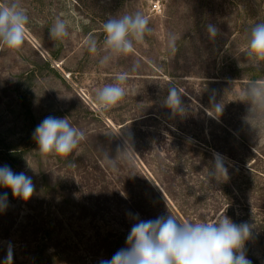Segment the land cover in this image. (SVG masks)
Masks as SVG:
<instances>
[{
  "label": "rangeland",
  "instance_id": "1",
  "mask_svg": "<svg viewBox=\"0 0 264 264\" xmlns=\"http://www.w3.org/2000/svg\"><path fill=\"white\" fill-rule=\"evenodd\" d=\"M21 3L30 17L25 43L19 51L0 48V167L31 176L35 190L24 201L0 187L8 198L0 212V264L9 254L11 264H101L126 247L136 214L141 220L175 216L158 190L171 192L169 205L181 222H212L223 212L236 224L247 222L246 257L264 264V185L255 178L246 192L245 172L251 166L264 171V125L253 121V129L246 120L249 105L236 100L254 76L264 80V64L251 66L245 54L247 33L264 22V0ZM135 11L149 19L152 33L129 56L100 67L85 39L95 36L102 46L109 16ZM57 16L69 24L64 42L49 38ZM208 23L220 30L214 41L207 38ZM169 33L178 37L175 52L167 46ZM120 73L128 74L125 98L99 109L96 90ZM169 84L180 87L185 116L164 106ZM213 95L224 104L218 117ZM48 116L68 117L85 134L67 157L37 150L32 134ZM129 139L135 152L109 167L106 157L115 158ZM196 141H211L213 156L234 167L239 197L221 191V184H232L231 171L227 181H208L214 157Z\"/></svg>",
  "mask_w": 264,
  "mask_h": 264
},
{
  "label": "clouds",
  "instance_id": "2",
  "mask_svg": "<svg viewBox=\"0 0 264 264\" xmlns=\"http://www.w3.org/2000/svg\"><path fill=\"white\" fill-rule=\"evenodd\" d=\"M29 24L30 17L21 0H0V48L21 50ZM152 31L149 19L140 11L117 13L102 24V46L95 36L89 35L84 48L98 58L100 67H108L116 59L132 54ZM206 34L214 41L220 30L215 24L208 23ZM69 37L68 21L57 16L49 29V38L64 42ZM177 39L175 34H168L167 46L172 52L176 51ZM245 54L251 66L259 68L264 64V22L255 23L247 33ZM127 79V73L117 74L114 82L96 90L94 99L99 109L110 110L125 98ZM182 96L174 85L167 86L163 104L174 116L187 114ZM236 100L249 105L246 120L253 129V121L264 125V80L248 82ZM210 105L217 114L214 116L222 114L224 104L216 102L214 95L210 97ZM32 135L38 152L44 157H67L85 140L84 132L70 123L68 117H46ZM133 152L130 139L126 140L123 150L117 149L115 158L106 157L108 166L114 168L122 154L127 157ZM212 179L217 182L228 179L225 158L218 153H214L208 171V181ZM0 187L9 189L14 198L24 201H28L35 190L31 176L16 173L7 165L0 167ZM7 199V193L0 195V212L7 208ZM251 236V225L247 222L236 224L224 212L212 222H181L172 214L141 220L136 214L126 247L118 250L111 259L102 260L101 264H251L244 250L245 242ZM7 264H11V254Z\"/></svg>",
  "mask_w": 264,
  "mask_h": 264
},
{
  "label": "trees",
  "instance_id": "3",
  "mask_svg": "<svg viewBox=\"0 0 264 264\" xmlns=\"http://www.w3.org/2000/svg\"><path fill=\"white\" fill-rule=\"evenodd\" d=\"M252 80H258V78H257V76H254V78H252ZM178 87V86H177ZM178 90L180 91L181 89H180V87L178 88ZM219 122H223L221 119H217ZM225 124V123H224ZM224 124H222V126H225ZM231 128V127H230ZM223 129H224V133H228V135L229 136H231L234 140H237V139H242V137L239 135V134H236L235 132V135H232V128L231 129H229V127L228 128H226V127H223ZM196 139H198V138H196ZM199 140V139H198ZM201 141V140H200ZM197 142V144H194V146H196L197 148H199V149H202V150H205V151H207V152H209L212 156H213V149H215L214 148V146L211 144V141H208V142H199V141H196ZM220 152H222V150H219ZM228 155H231V154H228ZM214 157V156H213ZM231 159H234L232 156H229ZM256 157H254V159H255ZM253 159V160H254ZM254 163V162H253ZM225 164H226V162H225ZM232 166H234V165H232ZM226 168L229 170V171H231L232 172V184L229 182V186L228 185H226V184H221L222 185V188H221V191L223 192V190L224 191H230V192H232V199H234V198H237V197H239L238 196V194H237V192L236 191H238V188H237V186H234L233 185V183H235V180H236V177H239V175H238V173L234 170V167H232V168H229L228 166H226ZM237 171H241L240 169H238ZM248 175L246 176V178H247V180H249V183H250V186L248 187V189H246V192H251V189H250V187H251V184L253 183V181H254V179L256 178L260 183H261V185H264V171H260V170H258V169H256L255 167H253V166H251V167H248L247 169H246V171H245ZM234 174H237V175H234ZM253 187V186H252ZM263 189H264V187H263ZM158 191H160L161 193H162V196H163V198L165 199V203H167L168 204V206L172 209V212H174V214H175V217L178 219V220H180V221H182V219H180L179 217H178V215H176V207L175 208H172L169 204L171 203L170 202V200H168L169 199V197L172 195L171 194V192H169V190L167 191L168 192V195L167 194H165V192H162L163 190H158ZM170 195V196H169ZM234 196H237V197H234ZM171 197H173V196H171ZM222 206H218V209H220ZM262 207V206H261ZM215 209H217V207L215 208ZM233 212H235L234 211V208L232 207V213ZM177 213H178V210H177ZM232 215H234V214H232Z\"/></svg>",
  "mask_w": 264,
  "mask_h": 264
},
{
  "label": "built area",
  "instance_id": "4",
  "mask_svg": "<svg viewBox=\"0 0 264 264\" xmlns=\"http://www.w3.org/2000/svg\"><path fill=\"white\" fill-rule=\"evenodd\" d=\"M155 6L158 7L159 5L158 4L157 5L155 4Z\"/></svg>",
  "mask_w": 264,
  "mask_h": 264
}]
</instances>
